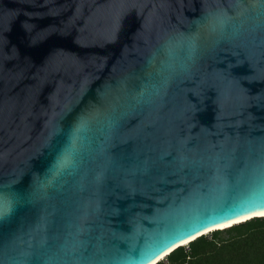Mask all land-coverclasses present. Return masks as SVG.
Segmentation results:
<instances>
[{
  "label": "water",
  "instance_id": "95a60500",
  "mask_svg": "<svg viewBox=\"0 0 264 264\" xmlns=\"http://www.w3.org/2000/svg\"><path fill=\"white\" fill-rule=\"evenodd\" d=\"M0 195V264L235 224L264 202V0H0Z\"/></svg>",
  "mask_w": 264,
  "mask_h": 264
},
{
  "label": "trees",
  "instance_id": "16d2710c",
  "mask_svg": "<svg viewBox=\"0 0 264 264\" xmlns=\"http://www.w3.org/2000/svg\"><path fill=\"white\" fill-rule=\"evenodd\" d=\"M158 264H264V217L206 233Z\"/></svg>",
  "mask_w": 264,
  "mask_h": 264
},
{
  "label": "snow or ice",
  "instance_id": "6c2138e0",
  "mask_svg": "<svg viewBox=\"0 0 264 264\" xmlns=\"http://www.w3.org/2000/svg\"><path fill=\"white\" fill-rule=\"evenodd\" d=\"M262 200H264V198H262ZM9 205L10 199L5 195H0V216H3L7 213ZM251 205V207L243 208L239 214L234 213L233 216L235 217V219L229 218L228 226H230L231 223L242 222L255 216L264 217V202H251ZM225 226L226 225L223 223H218L214 226V228H223ZM214 228L209 229L207 225H203L202 230L194 229L184 237L179 238L178 241H174L172 244L168 245L166 249H161L160 252L154 253L149 260V264H158L159 259H161L165 255L170 254L175 250L176 247L190 244L193 240L198 239L201 235L206 234V232L209 230H214Z\"/></svg>",
  "mask_w": 264,
  "mask_h": 264
},
{
  "label": "clouds",
  "instance_id": "9594fccd",
  "mask_svg": "<svg viewBox=\"0 0 264 264\" xmlns=\"http://www.w3.org/2000/svg\"><path fill=\"white\" fill-rule=\"evenodd\" d=\"M86 131H87V129L85 126H83L82 124L77 125V129H76L77 135L74 137L73 143L75 144L77 139L78 140L81 139L83 137V135L86 133ZM11 210H12V202L10 200V205H9L8 210H7V213H10ZM123 264H134V262L132 260H126V261H123Z\"/></svg>",
  "mask_w": 264,
  "mask_h": 264
}]
</instances>
